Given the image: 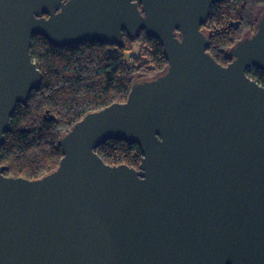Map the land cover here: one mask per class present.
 Segmentation results:
<instances>
[{
  "label": "water",
  "instance_id": "obj_1",
  "mask_svg": "<svg viewBox=\"0 0 264 264\" xmlns=\"http://www.w3.org/2000/svg\"><path fill=\"white\" fill-rule=\"evenodd\" d=\"M223 0H0V146L42 75L33 36L118 45L144 31L167 61L124 103L86 114L36 179L0 166V264H264V11L218 64L200 28ZM139 6L141 9H139ZM136 145L137 169L95 150Z\"/></svg>",
  "mask_w": 264,
  "mask_h": 264
},
{
  "label": "trees",
  "instance_id": "obj_2",
  "mask_svg": "<svg viewBox=\"0 0 264 264\" xmlns=\"http://www.w3.org/2000/svg\"><path fill=\"white\" fill-rule=\"evenodd\" d=\"M261 8L264 0H223L212 6L200 31L208 41L206 52L218 64L226 66L230 49L254 32ZM29 53L42 75L41 85L25 105L16 107L0 146L4 176L28 180L58 167L60 139L86 114L124 103L134 81L151 79L167 66L160 43L144 31L123 33L118 45L92 41L61 47L33 36ZM246 74L264 88L263 71L253 68ZM95 152L111 167L137 169L142 158L136 145L118 140L103 143Z\"/></svg>",
  "mask_w": 264,
  "mask_h": 264
},
{
  "label": "rangeland",
  "instance_id": "obj_3",
  "mask_svg": "<svg viewBox=\"0 0 264 264\" xmlns=\"http://www.w3.org/2000/svg\"><path fill=\"white\" fill-rule=\"evenodd\" d=\"M264 8H261L259 11L256 12L255 18L258 20L260 18V16L263 13Z\"/></svg>",
  "mask_w": 264,
  "mask_h": 264
},
{
  "label": "bare ground",
  "instance_id": "obj_4",
  "mask_svg": "<svg viewBox=\"0 0 264 264\" xmlns=\"http://www.w3.org/2000/svg\"><path fill=\"white\" fill-rule=\"evenodd\" d=\"M264 11V10H263Z\"/></svg>",
  "mask_w": 264,
  "mask_h": 264
}]
</instances>
